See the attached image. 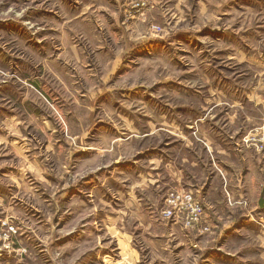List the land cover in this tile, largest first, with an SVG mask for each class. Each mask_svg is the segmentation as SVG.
Listing matches in <instances>:
<instances>
[{
	"label": "clouds",
	"instance_id": "clouds-1",
	"mask_svg": "<svg viewBox=\"0 0 264 264\" xmlns=\"http://www.w3.org/2000/svg\"><path fill=\"white\" fill-rule=\"evenodd\" d=\"M0 24L27 34L0 28V50L28 62L0 63V86L14 92H0V107L15 112L0 126L31 132L22 144L0 139V156L31 161L21 189L29 170L55 185L43 181L45 246L19 239L21 223L0 237L10 257L0 264H264V0H0ZM220 65L231 70L229 96ZM28 80L48 98L39 116L25 110ZM168 80L187 86L153 92ZM184 105L196 111L181 115ZM53 216L70 223L58 228ZM69 234L73 243H52Z\"/></svg>",
	"mask_w": 264,
	"mask_h": 264
},
{
	"label": "rangeland",
	"instance_id": "rangeland-1",
	"mask_svg": "<svg viewBox=\"0 0 264 264\" xmlns=\"http://www.w3.org/2000/svg\"><path fill=\"white\" fill-rule=\"evenodd\" d=\"M38 16H42L45 15L44 11H41L40 13L37 14ZM0 28H3L6 32L11 31V32H16L21 38L26 37V33L23 32L22 29L18 28L16 25L13 24H0ZM51 31H45L42 33L43 36H49L51 35ZM40 43H43V41H41ZM28 46L32 49L35 50L36 48H38L40 46L39 43H37L35 40H28ZM219 55V53H218ZM9 61L13 62V66L14 67H22V66H26L27 65V60H25L24 58H22L21 56H10L7 53H3V50H0V63L2 64H7ZM220 68H222V72H225V69H227V74L230 77L231 75V70L227 68V66H221ZM25 77L22 76L21 79L23 80ZM28 85H31V89L33 91H29L28 87L25 86L24 87V96L26 98V111L28 112L29 116H39L40 113L43 111V109H41L39 107V97L43 96V93H41L40 91V87H41V82L39 80H28ZM221 83L224 85L226 83V80L224 78L221 79ZM173 87H177L179 88V90L183 91L184 88L187 86L186 83H180L177 80H169L163 83H158V84H154L152 86V90L154 93H159L161 90H164L166 92H172L171 88ZM70 91V90H69ZM0 92L6 93V94H10V95H14L13 92V88L11 84H5L0 86ZM154 98V97H153ZM43 99L47 100L48 98L46 96H43ZM148 97H145V100H147ZM67 101H65L66 103ZM48 103L51 105L52 109L55 110H59L62 112V109L60 108L59 105L56 104H52V102L49 100ZM33 105H37L36 108H33ZM165 107H167V105H165ZM15 115V112L12 109L6 108V107H0V121L4 120V119H8L10 120L12 118V116ZM182 115V114H181ZM22 123V121H21ZM32 128V125H28V129L30 130ZM64 131L66 133L65 136V142H67V135H68V131H67V126H66V121H65V127H64ZM17 133H19V135H17ZM40 135H44L43 132L40 133ZM5 136H7V139L9 141H19L21 144L23 143V140L25 138L30 139L31 138V132L30 131H26L24 130L20 124H18L15 128H13L10 124L7 127H3L0 126V139H3ZM52 137L49 136L48 139H51ZM3 145L0 144V148H2ZM47 147V145L45 146ZM11 153H8L7 155L4 156H0V165L3 169L9 171V169L13 170V169H17L19 164H21L20 157H17V160L13 162V164L15 166H13V164H5L4 161L6 160H10L11 159ZM26 157V156H25ZM25 163V159L23 161ZM26 164V163H25ZM8 179H4V182H6ZM41 189L43 190V192H41V194H39V198L37 199L35 197V201L34 202H30L31 204H29V208L28 209H24L22 210L23 213L22 215H28L31 220H32V224L29 225L31 226L30 228H32V230H30V233H33L34 235L32 237H34L33 239L30 240L29 244H31L32 246L36 247H43L46 244V237L48 235L47 232L44 231L45 225L48 223L49 221V209H47L45 207V202L50 199V194L48 190H46V187L41 186ZM177 190H186L184 187H179ZM42 198H44V200H42ZM203 208V205H202ZM21 210V209H20ZM21 212V211H19ZM122 210L117 209V213H121ZM11 215L16 216V208H14L13 210L7 209L4 210L3 212L0 211V237L5 236L6 234L12 233L13 229H15L17 227V224L10 222V217ZM21 215V216H22ZM7 219L8 223L7 224H3L1 225V223L4 222V220ZM70 219L65 221V220H60L59 223H57L58 217H51V223H55L57 224L58 228H63L67 223H70ZM207 227V226H206ZM9 238L11 239V235L9 236ZM3 243V240L0 239V244ZM53 244H56L57 246L62 247L64 244H70L73 243V239L71 234L65 236V237H61L59 240H53L52 241ZM115 243V241H114ZM13 247H15V245H13ZM0 258L3 259H10L7 250L3 251L2 253H0Z\"/></svg>",
	"mask_w": 264,
	"mask_h": 264
},
{
	"label": "crops",
	"instance_id": "crops-1",
	"mask_svg": "<svg viewBox=\"0 0 264 264\" xmlns=\"http://www.w3.org/2000/svg\"><path fill=\"white\" fill-rule=\"evenodd\" d=\"M211 32H216L218 35L223 37V33L221 30L213 29V30H210V33ZM210 33H206V35L210 34ZM219 55L220 56L228 55V52L226 50L222 49L219 52ZM221 66H224V65H221ZM220 69L222 71V68H220ZM226 72H227V69H225L224 73H226ZM222 78H224L226 80V83L223 85L224 87L221 88V91H224L225 96H229L231 93V81L229 79L230 77L226 73V75H224ZM225 89H227V90L225 91ZM171 91L173 92V91H181V90H179V88H177V87H173V85H172ZM186 99H187V97H186ZM176 111L182 115H189L191 112L196 111V108L191 107L189 105H184V106H178ZM210 119H216V115L214 114L212 117H210ZM218 124H219V121H217V126H218ZM169 134L171 135L172 133L170 132ZM46 145H47V142H45V146ZM218 149H219L220 153H222L224 151L223 147L219 146V145H218ZM208 150L211 151L210 146L208 147ZM25 163L21 162V164H19V166L16 170L15 169H13V170L9 169V171L3 169L0 166V197L7 198L10 195L15 196V199L13 200L12 204H9V203L4 202V201H0V211L3 212L4 210L10 209V208L12 210L14 208H16V216L11 215L10 222L17 224V226L20 225L21 223H23L27 227V232L24 235L20 236L19 239L24 240L25 238H27L26 242L29 243L30 240L34 238V237H32L34 234L30 233V230H32V228H30L31 226H29L32 224V220L28 215H26V216L22 215V213H23L22 210L28 209L30 206L29 204H31L30 202L35 201V197L37 199L39 198V194H41V192H43V190L41 189V186L43 187V189H44V187H46L45 184L43 183V181H47L48 185L52 186L53 189H54L55 185H54L53 178L49 177L48 175H43L42 179H37L34 176V174L29 170L27 172V176L31 177V182L26 183L24 185L23 189H21V187L18 183V181H19L18 173L20 172L21 168L31 167V161L28 160L27 157H25ZM217 167L219 168L220 172H225V171H227L229 165L224 164L219 159H217ZM4 179H8V180L6 182H4ZM214 179H215V176L213 174H209L207 181L204 184V188L208 189L209 187H211V182ZM221 179L223 180L224 177H221ZM181 187H183V186H181ZM49 193H51L50 194V197H51L52 192L49 191ZM222 195L228 201H231L232 193L230 191H224L222 193ZM42 200H44V198H42ZM209 207H210V204L208 202H205L203 204V208H209ZM19 211H21V212H19ZM119 214L123 215V211ZM219 220H220V217L217 216L215 220L211 221V223L213 225H216L219 223ZM206 226H208V225H206ZM14 245H15V247H18L19 241H17V243ZM227 255L228 254L226 252L221 254V256H220L221 262H223L224 257H226Z\"/></svg>",
	"mask_w": 264,
	"mask_h": 264
},
{
	"label": "built area",
	"instance_id": "built-area-1",
	"mask_svg": "<svg viewBox=\"0 0 264 264\" xmlns=\"http://www.w3.org/2000/svg\"><path fill=\"white\" fill-rule=\"evenodd\" d=\"M175 196L178 202H182L183 199L187 196V190H176ZM3 224L4 222L1 223V225Z\"/></svg>",
	"mask_w": 264,
	"mask_h": 264
}]
</instances>
